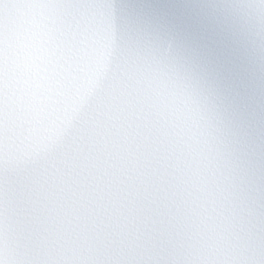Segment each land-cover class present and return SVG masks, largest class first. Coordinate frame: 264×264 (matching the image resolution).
Instances as JSON below:
<instances>
[{
  "label": "snow or ice",
  "instance_id": "obj_1",
  "mask_svg": "<svg viewBox=\"0 0 264 264\" xmlns=\"http://www.w3.org/2000/svg\"><path fill=\"white\" fill-rule=\"evenodd\" d=\"M0 264H264V0H0Z\"/></svg>",
  "mask_w": 264,
  "mask_h": 264
}]
</instances>
